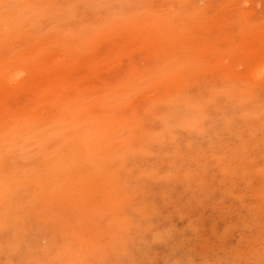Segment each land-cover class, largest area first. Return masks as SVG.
Instances as JSON below:
<instances>
[{"label": "rangeland", "instance_id": "1", "mask_svg": "<svg viewBox=\"0 0 264 264\" xmlns=\"http://www.w3.org/2000/svg\"><path fill=\"white\" fill-rule=\"evenodd\" d=\"M0 264H264V0H0Z\"/></svg>", "mask_w": 264, "mask_h": 264}]
</instances>
